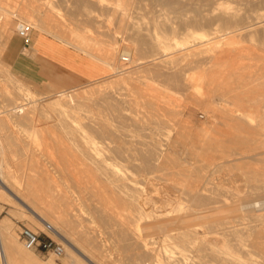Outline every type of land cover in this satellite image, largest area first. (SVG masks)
<instances>
[{"label":"bare ground","instance_id":"bare-ground-1","mask_svg":"<svg viewBox=\"0 0 264 264\" xmlns=\"http://www.w3.org/2000/svg\"><path fill=\"white\" fill-rule=\"evenodd\" d=\"M1 1L2 0H0V20L2 19V22H0V80H3L4 76L10 78L13 89H11L12 91L9 92L3 93V90L2 93L0 92V94L2 95L1 97L4 96L3 100L0 99V198L12 201L10 196H12L11 193H13L18 200H16V198L13 199H15V201H17L22 207V212H18L21 217H27L31 219L45 231H52L56 234L61 235L66 241H68L65 244L67 246V251L72 254V256L76 257V250H79L83 254H85L93 264H116L109 259V250L106 247L107 245L105 246L103 244L102 240L98 236V233L95 231L96 229L90 226V223L93 222L101 223L100 230L103 228L102 232L106 233V235H112L115 238L114 243L121 250L120 256H125V258H128L130 264H214L213 262H215L216 264V261L217 263L219 262V264H223L225 263L224 258L216 257L211 252L212 247L210 248L211 245L208 237L213 232L212 227L215 226H213L214 222L219 223V221H230L229 219L233 215L234 211H236V208L233 206L235 205L239 210L238 212H240L236 217H239L242 213L250 217L252 222L260 220L262 226H255L253 229H251V235H253L252 237H249L250 235L248 237L244 236L246 235L245 233L247 232V229L243 231L241 230V227L239 228L237 226V228H234L236 236H234V234L232 235L235 238L231 239V235L229 237V233L227 231V236H224L225 241L231 243L237 250H239L243 254L244 264L262 263L264 260V173L262 172L260 173L261 175L259 174L262 177L259 176L257 178L258 184L253 183V189L248 192L245 197L238 199V202L236 204V202H232L233 197L230 198V194L229 196L228 194L226 195L224 181L228 178L221 177L222 179H224V181H220V175L216 176L214 174L215 172L207 170L209 162L201 158V156L193 155V153L205 152L215 144H231V146L232 144L236 145L237 142L234 140L235 133H240V135L242 136V141H240V143H264V139H262V135L264 133L260 134L261 139H258L259 133L261 131H264V109H260L262 110V113L260 114L261 116L258 115L260 116V118L255 123V120H252L255 118V116L253 115L254 110L251 109L253 103L255 104V102L257 103L260 100L264 99V92L262 93L261 91L262 94L260 93V96L258 95L257 97L256 90L254 87H252L254 84L264 83V78H262V76H260L259 74L255 77L252 76L253 73L251 75L247 74L250 71H246L247 73L245 72L244 75V71L242 72L240 71L241 69L236 68L233 71L229 72V53L227 55V52L230 50L231 45L237 44L239 40L243 39V36L245 37L247 35L246 37H250V39H256L258 41V44L262 43V41L264 40V0H150L153 3L161 4V9L163 7V9H165L166 11H193L194 14L198 17L196 16L197 18L195 17V19H191L194 20L193 23L197 21L199 23V26L200 23L208 25L212 24V26L215 24L213 28L211 27L212 36L208 33V36L211 37H208L207 41H205L206 45H208L211 50L213 49L214 64L219 67V82L213 90L219 92V96H222L224 101L232 105L230 106L228 104L230 106L229 108L233 107V105L236 106V108L234 107L235 111H233L232 109L230 110L228 107H223V105L218 107L219 111L225 112L223 117L226 122H232L231 124H228V126L235 133H230L229 135L228 132L220 130L216 127H213V130H209L206 126H198L199 129L197 132H195L198 136V141L195 139L188 140V138H185V141H179L178 139H173L171 141H161L153 138V135L149 132H147L149 135H145L147 133L143 134L144 132H146L144 131L145 128L143 130V127L140 128V126H136V128H140L141 131H139L140 133L138 135L143 134L144 139L142 137V139L140 138L139 140L131 139L130 141H126V139V142L124 144L121 142L120 138L118 140V137H122V135L116 138L118 141L113 140L112 137L114 136L112 134V130L114 129L109 128L110 125L102 126L101 124V126H99L97 122H92V120L91 122H86L84 120V118L86 117L88 119L90 118L88 117L89 113H91V110L94 108L93 107L90 110L89 107L91 106V104H93L94 106V103L99 102L101 105L102 101L113 103V101H109V97L107 96V94L106 96L105 94L102 95V100L100 99L99 95H97L96 97H98L100 100L98 99L97 101L93 98L96 92V85H94L93 87L91 85V87L89 85H83L81 87H79L80 85L78 87L74 85L73 87H63L61 89H58V87L55 86L57 89L55 88L54 93L46 95V98L41 101H37V99H39L40 97L37 99L35 98L37 96V93H35V91H33L32 89L24 88L25 82H23V77H21L23 76V74L16 73L9 67L10 65L1 58H5L6 54L7 56H12L15 53L14 49H9L6 52L9 41V38L6 37L11 33H9L8 31L11 27V24L13 23V20L11 17H6L4 19V15L7 12V6L4 5V3ZM133 1L140 2L141 0ZM34 2V9H30L29 7H27V10L21 9V11L23 10V12H25L26 16H30L32 15V13H35L39 17L38 25L45 26L52 30L54 29L58 32L62 31V29L63 31L66 30L67 36L65 31V33L61 37L64 41L72 42L73 40H75L74 42L76 43L77 41V43H79V45H81L83 48L91 47V39L85 34V29L82 30L81 26L78 25L79 23L74 22L77 21V19L74 21L72 20L74 23H77V25L70 20L74 27L71 26L70 21V23L68 22L66 23V25L58 21L60 24L58 26L56 25L57 28L55 29L54 23L56 22L53 23L52 12L55 8L60 6V3L63 2V0H60V2L58 3L53 0H34ZM73 2L74 6H71L74 7V16L77 17L79 14L76 15V13L82 11L81 13L86 14L87 19H90L91 16L89 14L91 12L90 9L95 10L97 8L96 6L102 7V10L104 8L108 11H118L120 8L124 9V6L126 5L125 0H113L112 4L108 3L110 2V0H74ZM128 2L130 3V1L127 0V3ZM29 4L27 3L28 6ZM155 6L156 5H154V7ZM64 7L66 8V6ZM153 15L151 17H153ZM79 20L81 21V18ZM163 21L164 23L161 24H165V27L168 28V31L170 30L172 33L176 31V25L174 26L172 25V23H168L169 20H167V18H165ZM178 26L179 25H177V27ZM177 29L182 31V29H180V26ZM206 29H209V27ZM69 31L73 36L69 34ZM139 32H141V30ZM146 35V33L145 35H140L141 38H139V42L141 41V47L137 48L140 49L138 50V56H146L148 58L147 62L152 63L153 66L150 69L155 72L154 74H156V76H159L157 78L153 74L154 77H156L157 81L159 80L158 83H160V81L162 80L160 77L161 75L167 79L166 81H161L163 83V86L160 83L162 88L165 85V88L168 89L170 87L168 86V83H175L176 85L181 86L183 84V80H185L182 74L183 72L180 69H176V66L178 64L176 65L175 63H172L173 61L171 62L170 60H168V58H166L169 57L168 55L170 53L168 52V49L171 48V43L169 42V44L167 43L168 41L165 42L161 40L160 35L157 34H155L154 39L152 38V42H149L150 40H148L149 38ZM70 36L73 37L72 40L70 39L72 38ZM260 41L261 43H259ZM150 43L152 44L153 51L150 49ZM261 45H263V43ZM95 48L98 47H94L93 50H95ZM125 49V51L127 52V48ZM109 51L110 50L106 49L104 57H102L101 59L106 64L108 69H114V72L118 73L119 77L114 78V81L117 82L119 80L122 85H125L126 82L132 84L131 81L136 78L133 74L138 71V68L131 69L132 67L129 68L125 65L124 67L123 65L118 63L116 59H114L113 51ZM130 51L128 54H131ZM149 51H152V55L151 53L149 56L145 55ZM116 53L117 52H115V55L117 56ZM250 53L254 54L253 49ZM122 54H120V56ZM230 54L232 55V53ZM243 55L244 54L242 53V56ZM121 58H123V56ZM127 58L130 57L128 56ZM164 62L166 64H175L176 66L173 65V67H176L175 70L173 69L171 64L170 68V65H165ZM240 65L245 66L239 63L238 66ZM165 67L167 69L169 67V69L171 70H167ZM211 67L213 66L211 65ZM227 72H229V80L226 81L225 74ZM148 78H150L149 80L151 81V83H153L155 78L151 79L150 76ZM244 80H246L247 83ZM234 81L236 83H238L237 81H241V83L245 82L246 84L239 83L236 86H232V83ZM2 83L4 84V82ZM138 84L139 83L135 85ZM203 84L205 85V83ZM150 85L151 84H149V86ZM158 86L159 84L156 85V88H158ZM131 87L132 88H129V90L140 94V90H142L141 87ZM161 87H159L158 89L162 90ZM199 87L201 88L203 87V85H199ZM154 88L155 86H152L151 89H153L154 91ZM181 88L183 87L181 86ZM166 89L163 90L166 91ZM155 90L157 91V89ZM158 91L156 93L163 92ZM146 92H143L144 94H142L145 95ZM97 93L98 92H96V94ZM133 93L129 92V95H127L129 96L127 99H130L128 101V103L130 102L129 104H133L134 102L131 97ZM23 94L27 96V99L29 98L27 102H23L21 100L23 99ZM109 96H111V94ZM245 97L247 98L245 99ZM193 98L191 97V99ZM196 99L199 100V98ZM196 99L194 98L193 101H195ZM142 103L149 106L154 104V102H152L151 100H146ZM243 104L247 105L250 108L245 109V107L247 106L242 107ZM97 105L99 106V104ZM184 105L185 104L183 103V106ZM118 106L119 105H117V107ZM126 107H128V104ZM167 107L168 106H166V109ZM169 107L167 111L164 108V111L170 113V110L172 108L174 109V107H172L171 109H169ZM182 108H176V110L178 111L174 109L176 113L173 112L174 110L172 109V114L175 113L177 115H181V112L183 113ZM156 109L157 108H155V112L157 113L155 114L159 115V119L163 118V121H165L164 124L161 123L163 125L162 128L164 129L165 127H167H164V125H166L165 123H167L166 121H168V119L166 118V120L165 117H162V114L160 116L161 110ZM180 109H182V111ZM179 110L181 112H179ZM158 111L160 113H158ZM257 111L258 110H256V112ZM121 112H118L119 117H122ZM178 112L180 114H178ZM97 113L94 112L95 115ZM118 116L116 115V117L114 116V118H117ZM125 117L127 118L126 115ZM98 118L100 119L99 116ZM170 120H172V118ZM170 120L168 123H170ZM183 121L185 120L183 119ZM40 123L49 124V126L54 125L60 128L58 134L64 135L70 139V152L74 155V159L75 161H77V164H79V169L87 172L91 176L90 178H92V180L89 179V182L91 184L90 187H88L90 189L87 188L86 190V188L84 187V193L90 192L91 195H95L96 198L94 199L93 197L94 202L91 203L90 206H88L89 209L86 213L81 209L80 204H85L90 196H85L83 194V191L81 190L82 188L79 189L80 187L78 186V188L76 186L80 182L79 179H76L75 176L71 177L74 178L70 180L74 185L71 183L72 185L70 187L59 186V178H61V176L63 175L62 169L66 164H62V166L64 165V167L62 168L60 166L59 160L66 152L63 153V151L65 150L63 149L62 151V149H60V141L58 138H52V143L51 140L50 142L48 141V136H44L45 134H47L51 139L50 136H53L54 133L57 132V130L55 132H51L48 130V132L46 131L47 133L45 132L44 134L40 129ZM168 123V127H170V125L172 127L174 124H172V122L170 124ZM181 123L179 122L178 125H181ZM11 124L26 126V137L22 135L20 136V134L18 135V133L15 134L14 132H12L13 130L10 131L12 133L7 134L4 137L3 134H6V132L2 133V130H5V128H7ZM151 125H154V123H151ZM176 125L177 123L175 124V126ZM175 126H173L172 128H174ZM56 127H54L53 129H55ZM9 129H11V127ZM166 129L168 130L169 128ZM217 129L220 130L219 133H217L218 131L216 132ZM16 131H18V129ZM212 131H214V133H212ZM215 133L216 135L214 136ZM220 134L226 136L224 142H218L216 140L217 135L221 136ZM6 136L10 139L7 140ZM119 141L120 143H122V145L119 143ZM113 142L114 144L116 142L119 143L120 146L118 144L115 147L114 144H112ZM33 144H36L37 148H35ZM15 150H20L22 154L25 155L24 160L27 164V167H25L24 171L21 172V175H19V180L13 179L17 174L13 171L15 173L14 175L9 170L8 166L10 164V162L8 161L9 155ZM38 153L40 154L39 157H35ZM66 156L65 159L67 160ZM65 159L64 161H66ZM32 160L33 162H31ZM215 163L211 164L210 162L211 165H214ZM231 165L233 164L228 163L226 164V167ZM218 166L214 165V168H218ZM82 176H84V174ZM253 177L256 178L257 176ZM84 178L81 179L84 180ZM84 181L86 183V180ZM218 181L220 183H217ZM260 181L261 183H259ZM2 184L5 185V188L2 186ZM32 186L34 188H32ZM93 186H96V188L98 186V188L94 189ZM99 188L104 191L102 197H98V195H101L100 192V194H98ZM87 205H89L88 202ZM1 210L2 207L0 205V212ZM231 225H229V227ZM214 229L217 233V229ZM222 230L224 231L225 229ZM225 232L226 231H224V234ZM230 234L232 233L230 232ZM0 243L5 255H3L5 257V264H30V262H40L38 261V257L30 251L31 249L27 248L26 245L23 246L20 241H18L13 230V226L10 225L9 219L6 216L0 218ZM83 249H86V251L89 250L91 257L89 256V254L87 255L85 253L86 251L84 252ZM97 257L100 258V260L95 262L94 259ZM196 258H199L201 262ZM76 260L79 263H84V260L79 257H76ZM68 261L69 260L64 259L62 261V264H70V262ZM229 261L230 260H228L227 262ZM49 262L51 264H61L57 261L54 255L49 258ZM234 264L239 263L235 262Z\"/></svg>","mask_w":264,"mask_h":264},{"label":"rangeland","instance_id":"rangeland-1","mask_svg":"<svg viewBox=\"0 0 264 264\" xmlns=\"http://www.w3.org/2000/svg\"><path fill=\"white\" fill-rule=\"evenodd\" d=\"M21 1H23V2H21ZM27 1L26 0H17V1H15V0H2L1 1L4 3V5L7 6V12L4 15V19L6 17H11L13 20V23L11 24V27L8 31L9 33L11 32L12 34L8 33L10 35V37H9V35L6 37V38H9L6 52L9 49L15 50V53L12 56H7V54H6L5 58L4 57H1V58L5 62H7L10 65L9 67L11 69H13L16 73L23 74V76H21V77H23V82H25L24 88L25 89H32L33 91H35V93H37V96L35 98L37 99L40 97L39 99H37V101L38 100L39 101L44 100V98H46L45 97L46 95L54 93V90L56 87H58V89H61L63 87L64 88L73 87L74 85L77 87L79 85H80L79 87H81L83 85L84 86H87V85L90 86L91 85L93 87L94 85H96V92H98V93L96 94V92H95V95L93 98L98 101L99 98L96 97L97 95H99V97L101 99L102 95L105 94V96H106V94H107V96L109 97V101H113V103L112 102L109 103L108 101H102V102L100 101L101 105L99 102L94 103V106H93V104H91L92 107L91 106L89 107L90 110L93 107L96 109L93 108L94 110L92 109L91 110L92 112L89 113V116H88L90 118L88 119L86 117V118H84V120L86 122H91V120H92V122H97V124H99V126H101V124H102V126L103 125L104 126L110 125L109 128L114 129V130H112V134L114 137L111 136L113 138V140L118 141L120 138V140L123 144L126 141H130L131 139L132 140L133 139L139 140L141 137L143 138L144 137L143 134H145L147 132L151 133L153 135V138H156V139L161 140V141H171L173 139H178L179 141L180 140L185 141L187 138H188V140L189 139L190 140L195 139L198 141V136L195 132L198 131L200 126H202V127L206 126L209 130H213L214 129L213 127H216L220 130H224V131L228 132L229 135H230V133L231 134L235 133L228 126V124H231L232 122H230V121L226 122V120L223 117L225 112L218 110L219 106L223 105V107L229 108L232 105L227 103L226 101H224L223 97L219 96L220 95L219 92H216L213 90L215 88V86L217 85V83L219 82L218 81V79L220 78V77H218L219 67L216 64H214L213 49L211 50V48L208 47V45H206L205 41H207L208 37L212 36L211 27L213 28L215 24L212 26V24L208 25V24L200 23V26H199V23L197 21L195 22L196 24L193 23L194 20H192V19H195V17L197 16L194 14L193 11H191V10L190 11L184 10L183 12L166 11L165 9H163V7L161 9V6H162L161 4L153 3V2H151L152 0L151 1L150 0H141L140 2L128 0V1H130V3L129 2L127 3V0H125V3H126V5L124 6L125 8L124 9L120 8L118 11H108L104 8L102 10V7L96 6L97 8L95 10L90 9V11H91L89 13L91 15L90 19H87L86 14L81 13L82 11L76 13V15L77 14L80 15V16L78 15L77 16L78 18H77L76 16H74V12H73L74 7L71 6V5L74 6V2H73L74 0H63V2L60 3V6L55 8L54 11L52 12L53 23L56 22V23H54L55 29L57 28L56 25L58 26L60 24L59 22L64 23V25H66V23H68L70 20L74 21L77 19V21H74V22L79 23L78 25L81 26L82 30L85 29L84 30L85 34L91 39L90 40L91 41L90 46L92 48L90 47L91 48L90 49L89 47L83 48L81 45H79V43H77V41L75 43L74 42L75 40H73L72 42L64 41L61 37L63 36V34L65 33L66 30L63 31V29H62V31L58 32L54 29L52 30V29H49L45 26L38 25L39 24V17L35 13H32V15H30V16H26V14H25V12H23V10H27V7H29L30 9L35 8L33 6V5H35L34 0H27ZM53 1H56L57 3L60 2V0L59 1L53 0ZM112 1L113 0H110V2H108V3L112 4ZM22 3H23V6H25V7L22 6ZM27 3L28 4L30 3L29 6L27 5ZM154 5H156V6L154 7ZM64 6H66V8ZM128 6H130V7H128ZM150 6L153 9H151ZM70 7H72V8H70ZM67 8H69V9H67ZM21 9H23V10L21 11ZM83 12H86V11H83ZM106 12H108V13H106ZM22 13H24V14H22ZM92 15L93 16L95 15V16L93 17ZM152 15H153V17H151ZM96 16H97V18H96ZM1 18H2V15H1ZM80 18H81V21L79 20ZM94 18H96V19H94ZM165 18H167V20H169L168 23H172V25H174V26L176 25V31L175 32L172 33L170 30L168 31L167 30L168 28L165 27L166 25L161 24V23H164L163 20ZM152 20H154V21H152ZM0 22H2V19L0 20ZM72 22L70 24L72 27H74L72 25ZM186 22H188V23H186ZM35 23H37V24H35ZM77 23H74V24L77 25ZM189 23H190V25H189ZM158 24H161V25H158ZM177 25L180 26V29H182V31L177 29V28H179V26L177 27ZM207 25H208L209 29H206V28H208ZM22 26H28L30 29V36H31L30 42H29L30 45H27L24 38L19 34V28ZM162 26H163V28H162ZM138 28H139V30H138ZM67 30H69V29H67ZM140 30H141V32H139ZM145 33L147 34L146 36H148V38H149L148 40H150L149 42H152V40L155 37V34H157V35H160L161 40H163L165 42L168 41L167 43H169V42L171 43V44L169 43L171 48L168 49V52L170 54L168 55L169 57H166V58H168V60H170L171 62L173 61L172 63H175L176 65L178 64L176 66L175 64L170 63L172 65V67H173V65H175L177 67V68L173 67L174 70L176 68L178 70L180 69L183 72L182 74H183L184 79H185V80H183V84L181 85L183 88H181L180 85H176L175 83H174L175 85L173 83H172L173 84L172 85L168 82H166V83H168V86H170V87L168 88V86H167L168 89H166L165 88L166 86L164 85V87L162 88L160 83L162 84V86H163V83L161 81L162 80L166 81L167 79L161 75L160 77L162 80L160 81V83H158L159 80L157 81L156 77L158 78L159 76L158 75L156 76V74H154L155 72L152 69H150L153 66L152 63L147 62L148 58L146 56L145 57L138 56V53H139L138 50H140V49H137V48L141 47V43H140L141 41L139 42V40H140L139 38H141L142 35H145ZM208 33L211 36H208ZM69 34L72 35L71 32ZM66 36H67V31H66ZM72 36H70V37H72ZM246 36L245 37L243 36V39L239 40V42H237V44L231 45L230 50L227 52V55L229 53V55H228V59H229L228 60V66H230L229 72L233 71L236 68V69H241L240 71H242V72L244 71V73H243L244 75H245L246 71L247 72L250 71V72H248V73L246 72V73L250 74V75L253 73V75H252L253 77H255L259 74L260 76H262V78H264V42H263L264 40L262 41L263 45H261L262 44L261 41L259 42L261 44H258V41L256 39H255L256 40L255 41L254 39H250V37H246ZM33 37H34V39H33ZM68 37H69V35H68ZM70 39L72 40L73 37ZM137 39H138V41H137ZM126 44H128V45H126ZM201 44H203L205 47ZM149 45L151 46L150 49L153 51L152 44L150 43ZM27 46H29L30 48ZM39 47H41L42 49ZM94 47H98V48H95V50H93ZM124 47L127 48V52L125 51L126 49ZM38 48L41 50H44V51L58 55L61 60L68 63L73 68H77V70H80L83 73H86L88 76L79 77L77 75V74H80L78 71H76L72 68H66V66L61 64V63H60V66L54 64L53 62L50 61L51 60L50 58L43 56V54L38 52V50H37ZM201 48H203V49H201ZM106 49L110 50L109 52L113 51L114 59H116V61H118V63H120L121 65H123V66L125 65L129 68L132 67L131 69H137L138 68L139 72L137 71L133 74L134 77L137 78V79L134 78L133 79L134 81L132 80L133 82L131 81V83L133 85L126 82L125 83L126 86H125V85H122V83L119 80L117 82L114 81V78L119 77L118 73L114 72V69H108L106 64L101 59L102 57H104ZM252 49H253V52L256 56L253 53H250ZM90 50H91V52H90ZM128 50L129 51L131 50L130 51L131 54H128L129 53ZM231 50H232V52H231ZM152 51H149L145 55L149 56L150 53L152 55ZM248 51H249V53H248ZM96 52H98V53H96ZM115 52H117L116 53L117 56L115 55ZM230 53H232V55ZM242 53L244 54L243 56H242ZM120 54H122V55L120 56ZM61 55H63V56H61ZM135 55H137V56H135ZM245 55H247V56H245ZM64 56L65 57L66 56H74V57H72V59L79 58L81 61L80 65L82 68H79L78 66L74 65L73 62L67 60L66 58H64ZM122 56H123V58H124V56H126V57L129 56L130 58L123 59V58H121ZM135 61H137V62H135ZM165 62H167V61H165ZM165 62H164L165 65H168V66L170 65L169 63L166 64ZM239 63L243 64L245 66H242V65L238 66ZM171 65L169 66L170 68H171ZM211 65L213 67H211ZM169 67H168V69H169ZM240 67H242V68H240ZM246 67H247V69H246ZM169 70H171V69H169ZM229 72H227L225 74L226 75L225 76L226 81L229 80L228 79L229 78ZM115 74H116V76H115ZM138 74H140L141 76ZM153 74L156 77H154ZM89 76L90 77L92 76V77L89 78ZM149 76L151 77V79L155 78L154 81L155 82L157 81L156 84L154 81H153V83H151V81L149 80L150 78H148ZM162 77L165 79H163ZM144 79H145V81H144ZM33 81H35V82H33ZM244 81H246V80H244ZM2 82H4V84ZM140 82H143V83H140ZM201 82L205 83V85ZM237 82L238 83H236L234 81L232 83V86H234V85L236 86L239 83H241V81H237ZM137 83H139L140 85L139 84L135 85ZM146 83L147 84L149 83L152 86H155L154 91H153V89H151L152 86L150 85L151 86L150 87L149 84L147 85ZM185 83H187V84H185ZM243 83L246 84L247 81H246V83L245 82H243ZM243 83H241V84H243ZM43 84H44V86H43ZM157 84H159L158 88L161 87L162 90H159L158 88H156ZM197 84H198V86H197ZM262 84L264 85V83H258V84H254L252 86L256 90V96L257 97L261 93V91H262V93L264 92V90H263L264 86ZM185 85H187V86H185ZM199 85H201V86L203 85V87L205 89L203 87L200 88ZM0 86H1L0 87L1 93H2V90L4 93V92L12 91L11 89H13V85L11 83L10 78H8L6 76L3 77V80L2 79L0 80ZM2 86H3V88H2ZM131 86L141 87L142 90H140V94L129 90V88H132ZM10 87H12V88H10ZM4 89H6V90H4ZM155 89H157V91L159 90V91H163V92L165 91L163 89H166V91L164 93L163 92L156 93L157 91ZM181 89H182V91H181ZM209 89L210 90L212 89L213 91L211 90V92H210ZM208 90H209V92H208ZM141 91H143V92L147 91L145 94L146 96L143 95L144 93ZM129 92H131V93L134 92L133 95H131L132 100L134 101L133 104L132 103L129 104L130 102L128 103V101L130 100V99L129 100L127 99L129 97V96H127V95H129ZM23 93H24V91H23ZM110 94H111V96H109ZM166 95H167V97H166ZM1 96L2 95L0 94V99L3 100L4 96L3 97H1ZM41 96H42V98H41ZM22 97H23V99H21V100L23 102H27L29 100V98L27 99V96L24 94L22 95ZM110 97H113V98H110ZM191 97L192 98L194 97L195 99L199 98V100L196 99L195 101H193L194 98L191 99ZM201 98H203V99H201ZM219 98H222V99H219ZM246 98L247 97H245V99ZM146 100H151L152 102H154V104L149 106V105L142 103L143 101L145 102ZM262 100H260L257 103L255 102V104L254 103L252 104L251 109L254 110L253 115L255 116V118L252 119L253 121L255 120L254 123L259 120V118L261 116L260 114L262 113V110L264 109V105H262V104H264V99H262ZM198 102H199V104H198ZM183 103L185 104L184 106H183ZM219 103H221V104H219ZM97 104H99V106ZM127 104H128L129 108L126 107ZM117 105H119L120 107L119 106L117 107ZM169 105H170V107H169ZM225 105H228V106H225ZM123 106H125V107H123ZM166 106H168L169 109L174 107L175 110H176V108L179 109L180 107L181 108L183 107L182 108L183 113L181 112L182 109H180L181 111L179 110V112H181V115H177L175 113L178 110L175 111L173 108L172 109L174 111L172 109L171 110L175 113L172 114L171 110H170V113H167L166 111H167L168 107L166 109ZM244 106H247V105L243 104L242 107H244ZM234 107L236 108V106L233 105V107H231L229 109L230 110L232 109L233 111H235ZM261 107H263V108H261ZM155 108L161 110L160 111L161 113L159 111H158V113H160V116L162 114V117H165V119L166 118L168 119V121H166L167 123L172 118V120H170V123L171 122H172V124L174 123L173 126H175L176 123H177V125L174 128H172L173 126L171 127V125H170V127H171V129H170V127H168L169 125H167V123H165L166 125H164V127L165 126H167V127H165L164 129H166V128H169V129L164 130L162 128L163 127L162 124H164L165 121H163V118L159 119L160 118L159 115L155 114V113H157V112H155ZM164 108L166 109V111H164ZM246 108L249 109L250 107L247 106V107H245V109ZM260 109H262V110H260ZM256 110H258V111L256 112ZM119 111L120 112L122 111L121 112L122 114L120 113L122 117L118 116ZM94 112L95 113L99 112V113H97L98 115L97 114L95 115ZM179 112H178V114H180ZM93 114H94V116H93ZM115 114L118 116L117 118H114V116L116 117ZM174 114H175V116H174ZM90 115H92V116H90ZM125 115L127 116V118L125 117ZM258 115H260V116H258ZM98 116L100 117V119L98 118ZM123 117H125V118H123ZM129 117H131V118H129ZM184 117L187 119H185ZM222 117H223V119H222ZM97 118L99 119V121ZM183 119L185 121H183ZM94 120H97V121H94ZM179 122L180 123L182 122L181 123L182 126L178 125ZM151 123L152 124L154 123V125H151ZM170 123H168V124H170ZM136 124H139V125H136ZM9 126L11 127V129H9L10 128ZM9 126L7 128H5V130H2V133L6 132V134L5 133L3 134L4 137H5V135L10 134L12 132H14L15 134L18 133V135L20 134V136L22 135V136L26 137V131H27L26 126L15 125V124H11ZM136 126H138V127L140 126V128L143 127L142 128L143 130L145 128L144 131H146V132L142 131L144 133L138 135L141 131H140V128L138 129V127L136 128ZM54 127H56V126H54V125L49 126V124L40 123V129L44 134L46 131L48 132V130L51 132H55L57 130V132L54 133L53 136H50L51 139L49 138V135H47V134H45L44 136H46V137L48 136V141L50 142V140H51L52 143H53L52 138L53 139L58 138L60 141V143H59L60 149H62V151L64 149L65 151H63V153L66 152L65 154L67 155L66 156L64 154L63 157H61L59 160L60 166L62 168L64 167V165L62 166V164L66 163L65 164L66 168L64 167L65 169L64 168L62 169L63 175L61 176V178H59V181H60L59 186L70 187L73 184L72 181H70V180L74 179L71 177L75 176L76 179L78 178L80 182L76 186L77 187L79 186L80 187V188L78 187L79 189L82 188L81 190L83 191V194L85 196H88V195L90 196L89 199H87L85 204H83V205L80 204L81 209L84 210V212L86 213L89 209L88 206H90L91 203H93L94 199L96 198V196L91 195L90 192L84 193L85 192L84 187L86 188V190L88 187H90L91 183L89 182V179L92 180V178H90L91 176L87 172H84L83 170L79 169V164H77V161H75V159H74L75 158L74 155L70 152V146H71L70 139L64 135H59L58 133H59L60 128L56 127L55 129H53ZM17 129H18V131H16ZM218 129L216 130V132L218 131L217 133H219V131H220ZM11 130H13V131L10 132ZM132 130H133V132H132ZM188 131H190V132H188ZM214 131H212V133H214ZM261 132L258 135L259 136L258 139L259 138L261 139L260 134L264 133V131H261ZM188 133H189V135H188ZM58 135H59V137H58ZM121 135H122V137H118ZM145 135H149V134L147 133ZM215 135H216V133L214 134V136ZM54 136H56V137H54ZM256 136H257V134H256ZM46 137H45V139H46ZM117 137H118V140L116 139ZM263 137H264V134L262 135V139H264ZM6 138H7V136H6ZM123 138H125V139H123ZM225 138H226V136H223V135L218 136L217 135L216 140L218 142H224ZM241 138H242V136L240 135V133H235L234 140L237 142L236 145L232 144V146H231V144H225V145L224 144L223 145H216L215 144V145H213V147L211 146V148L207 149L205 152L193 153V155L201 156V158H203V159L207 160V162H209L207 170L215 172L214 174L216 176L220 175L219 176L221 179V180L219 179L220 181H222V180L224 181V179H222L224 177L228 178L224 181L225 182L224 186L226 189V195L228 194V196H229V194H230L229 197L230 198L233 197L232 199L233 200L235 199V200L234 201L232 200V202H234V203L236 202V204L238 202L237 201L238 199L245 197L247 195V193L253 189L254 186H252V185L257 183V178L261 175L260 173H262V172L264 173V145H263L264 143L263 144H260V142H258V144L257 143L256 144L240 143V141H242ZM8 139H10V138H7V140ZM119 143H120V141H119ZM119 143L116 142L114 144V142H113L112 144H114V146L116 147ZM122 143H120V144L122 145ZM120 144H119V146H120ZM33 145L35 148H37L36 144H33ZM175 148H179V147H175ZM14 149H15V147H14ZM236 149H237V151H236ZM39 155L40 154L38 153V154H36L35 157H39ZM65 156H66L67 160L65 159ZM24 157H25V155L22 154V152L20 150H15L12 153H10V155H9V160H8L10 162V164L8 165L9 170L14 175H15V173L18 175V176L17 175L14 176V178H13L14 180L15 179L19 180L20 179L19 175H21V172H23L25 167H27V164L25 163ZM64 159L66 161H64ZM71 161H73V162H71ZM31 162H33V160ZM210 162H211V164L218 162L219 164L218 163L214 164L217 166L219 165L218 168H216V167L214 168V165H211ZM228 163L233 164V165L226 167V164H228ZM69 167H70V169H69ZM73 167H74V169H73ZM215 169H217V170H215ZM68 171H70V172H68ZM71 172H73V173H71ZM80 173H81V175H80ZM83 174H84V176H82ZM249 175H250V177H249ZM253 176H257V177L255 178ZM260 177H262V176H260ZM81 178H84V180H86V183L87 182L88 183L86 184L85 181L82 180ZM229 179H230V181H229ZM217 183H220V182L218 181ZM259 183H261V181ZM65 184H66V186H65ZM81 184H82V186H81ZM86 185H87V187H86ZM2 186L5 188V185L2 184ZM33 186H32V188L35 187V186L34 187ZM93 187H94V189L98 188V186H97V188H96V186H93ZM227 187L228 188L230 187V188L228 189ZM88 189H90V188H88ZM101 190L102 189L99 188L98 194L101 193V195H98V197H102V195L104 193V191L102 190L103 191L102 192ZM229 190H232V191H229ZM232 193L234 196L232 195ZM11 195L13 196V197L10 196L12 201H10L8 199L0 198V205L2 207V210L0 212V218L3 216H6L9 219L10 225L13 226V230L15 232L16 238L18 239V241H20V243L23 246L25 244H24L23 238H22L21 233H20L21 228L23 226H27V227L31 228L32 230L40 233L42 238H45V237L50 238V239L52 238L64 246V252L62 254H56L52 251L47 253V252H44L43 250L38 249V248L31 249L30 251L38 257V261H40V262H30V264H32V263L33 264H51L49 262V258L53 255L56 257L57 261L61 264L63 263L62 261L64 259L69 260L68 262H70V264L71 263L72 264H78L79 262H77L76 257H79L82 260H84V263H79V264H93L92 261H90L87 258V256L79 250H76V255H77L76 257L72 256V254H70L67 251V246L65 244L68 241H66L61 235L56 234L55 232H52V231H45L42 228H40L39 225H37L31 219H29L27 217H21V215L18 212L19 211L22 212V207L17 201H15V199H13V198H16V200H18L17 197H15V195L13 193H11ZM93 197H94V199H93ZM236 197H237V199H236ZM87 202L89 205H87ZM233 206L236 208V211H234L235 210V208H234V210H233L234 213L232 211L233 215L229 219L230 221L229 222L228 221H226V222L219 221V223L214 222L213 226L214 225L215 226L212 227L213 232L209 235L208 240L210 241V245H211L210 248L212 247L211 249L213 250V251L211 250V252L216 257H223L224 258L225 263H223V264H234L235 262H238L239 264H244L243 263V259H244L243 254L239 250H237L231 243H228L227 241H225V237L229 233L228 236L230 237V235H231L230 238L234 239L235 238L234 236H236V232L234 231V228H237V226L239 228L241 227V230H243V231H245L247 229L246 230L247 232L245 233L246 235H244V236L248 237L250 235L249 237H252L253 235H251V229H253L255 226L261 227L262 224H261L260 220H258L256 222H254V221L252 222L250 217H248L247 215H244L242 213L240 214L239 217H236L239 215L240 212H238L239 210H238L237 206H235V205H233ZM90 224H89L90 226H92L94 229H96L95 231L98 233V236L102 240L103 244L105 246L107 245L106 247L109 250V254H108L109 259L112 260V262H115L116 264H130V261L128 260V258H125V256L124 257L120 256L121 250L115 245V243H114L115 238L112 235H108V234H107L108 235V237H107L106 233L102 232L103 228L100 230L101 223L93 222ZM231 224H233V225H231ZM229 225H231V226L229 227ZM222 226H224V227H222ZM214 228L217 229V233H216V230ZM221 228L225 229L224 231H226L225 232L226 235L224 234V231ZM218 230H221V231H218ZM227 231H228V233H227ZM230 232L232 234H230ZM247 233H249V234H247ZM233 234H234V236H232ZM114 246H116V247H114ZM85 251H86V249L84 250V252ZM87 251L85 253L87 255L89 254V256H90L89 250H87ZM3 255H4V252L2 249V245L0 243V264H5L4 263V261H5L4 256L5 255L4 256ZM62 258H63V260H62ZM196 259L198 261H200L199 258H196ZM99 260H100V258H98V257L94 259L95 262H97ZM228 260H230V261L227 262ZM213 263L215 264V262H213ZM216 264H219V262L217 263V261H216ZM260 264H264V260Z\"/></svg>","mask_w":264,"mask_h":264},{"label":"built area","instance_id":"built-area-1","mask_svg":"<svg viewBox=\"0 0 264 264\" xmlns=\"http://www.w3.org/2000/svg\"><path fill=\"white\" fill-rule=\"evenodd\" d=\"M30 29L28 26H22L19 29L20 35L24 38L25 42L29 44L30 42ZM124 59H128L127 57H124ZM21 236L23 238L24 244L29 249H41L44 252H54L56 254H62L64 252V246L55 241L54 239L50 238H42L41 234L32 230L31 228L27 226H23L21 228Z\"/></svg>","mask_w":264,"mask_h":264},{"label":"crops","instance_id":"crops-1","mask_svg":"<svg viewBox=\"0 0 264 264\" xmlns=\"http://www.w3.org/2000/svg\"><path fill=\"white\" fill-rule=\"evenodd\" d=\"M27 45H30V44H27ZM27 47H29V46H27ZM39 48H41V47H39ZM39 48L37 49L38 52L43 54V56H46V57L50 58L51 59L50 61L53 62L54 64L60 66V63H61V64L65 65L66 68H72V69L78 71L80 73V74H77L79 77L88 76L86 73H83L82 71L77 70V68H73L71 65H69L68 63H66L63 60H61L58 55H56L54 53H50V52L44 51V50H41L42 48L41 49H39ZM61 56H63V55H61ZM72 57H74V56H66V57L64 56V58H66L67 60L73 62L74 65L78 66L79 68H82L81 65H80V63H81L80 59L79 58L72 59ZM91 77L89 76V78H91Z\"/></svg>","mask_w":264,"mask_h":264}]
</instances>
